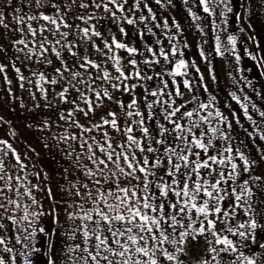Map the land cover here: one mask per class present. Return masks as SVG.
<instances>
[{"label": "snow or ice", "instance_id": "snow-or-ice-1", "mask_svg": "<svg viewBox=\"0 0 264 264\" xmlns=\"http://www.w3.org/2000/svg\"><path fill=\"white\" fill-rule=\"evenodd\" d=\"M262 41L264 0H0V264H264Z\"/></svg>", "mask_w": 264, "mask_h": 264}, {"label": "rangeland", "instance_id": "rangeland-1", "mask_svg": "<svg viewBox=\"0 0 264 264\" xmlns=\"http://www.w3.org/2000/svg\"><path fill=\"white\" fill-rule=\"evenodd\" d=\"M129 31H131L130 28H129ZM196 35L198 36V34H196ZM148 39H149V42H151V38L149 37ZM189 39L193 40V50L195 51V37H193L191 34H189ZM137 43L139 44V41H137ZM262 47H264V44H262ZM240 51H241V55L243 56L242 47L240 48ZM121 55H124V53L121 52ZM216 63L219 64L220 61L217 60ZM243 65L246 68L252 67L253 68L252 75L257 77V79H259L258 71L253 66V62L252 61H250L247 58H245V59H243ZM10 74H11V70H10ZM262 82H264V81H262ZM137 91L139 92L140 90L137 89ZM124 98L127 99V96H125ZM0 114H3V113H0ZM8 116L18 126L20 132H25V133L32 134L31 132L25 130L24 127H23L24 113H22V112H20V113L11 112V113L8 114ZM26 137H30V136H26ZM32 137H34V136H32ZM34 142L38 143L37 141H34ZM205 251H206L205 242L197 241V242H194L193 244L189 245L185 249V256L182 257V258L184 259L185 264H201V261H202V259L204 257Z\"/></svg>", "mask_w": 264, "mask_h": 264}, {"label": "crops", "instance_id": "crops-1", "mask_svg": "<svg viewBox=\"0 0 264 264\" xmlns=\"http://www.w3.org/2000/svg\"><path fill=\"white\" fill-rule=\"evenodd\" d=\"M233 31H234V28H233ZM262 44H264V41H262ZM20 134L23 138H26L29 142L35 144V146L38 148V150L41 151L40 160L43 163V166L45 168H47L53 174L61 171L60 165L63 164L64 161L62 160L61 156L58 153H54V152L48 153L44 150H41L40 145L38 143L34 142L35 139H34V137H32L33 134L25 133V132H20ZM0 136H3L2 130H0ZM26 136H30V137H26ZM21 150H23L22 147H21ZM53 183H55V181ZM53 192L55 194V192H56L55 188H53ZM37 195L44 202V205L47 208L49 206V201L44 199V196L42 193H38ZM52 203L54 204L55 202L53 201ZM60 219L61 220L64 219L63 215L60 216ZM42 223L44 224V226L46 228H49V229L52 228V226H53L52 225V219L50 216H46V217L42 218ZM38 239H39L40 243H43L45 238L43 235H40L38 237Z\"/></svg>", "mask_w": 264, "mask_h": 264}]
</instances>
